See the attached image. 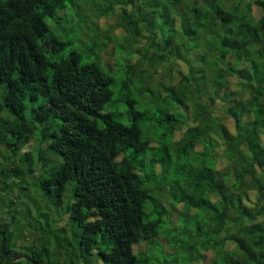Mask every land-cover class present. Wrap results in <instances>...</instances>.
<instances>
[{
  "label": "trees",
  "instance_id": "1",
  "mask_svg": "<svg viewBox=\"0 0 264 264\" xmlns=\"http://www.w3.org/2000/svg\"><path fill=\"white\" fill-rule=\"evenodd\" d=\"M250 6L0 0V196L26 176L49 209L70 192L59 262L264 264V14ZM69 34L85 47L65 54ZM115 84L128 123L105 110ZM32 136L37 162L16 160ZM9 225L13 249L29 237ZM30 231L26 254L55 264L52 233Z\"/></svg>",
  "mask_w": 264,
  "mask_h": 264
},
{
  "label": "rangeland",
  "instance_id": "2",
  "mask_svg": "<svg viewBox=\"0 0 264 264\" xmlns=\"http://www.w3.org/2000/svg\"><path fill=\"white\" fill-rule=\"evenodd\" d=\"M234 2L240 4L241 6H245V4L251 3L250 10L256 19L259 18L262 14H264V8L262 9V8L257 7L255 4H253L254 3L253 0H234ZM48 23L50 25L49 21ZM62 37L66 41L70 42V44L67 45L65 54L72 47L78 48V49H82L85 47L84 43L86 42L81 41L79 34H78V38L75 40L73 39L74 36H72L71 34L66 35V36L62 35ZM82 38L85 39L86 37L82 35ZM111 49H112V46L110 43L107 46V50L110 51ZM120 58L118 57L119 63L117 64L123 65L125 61H123V59L121 60ZM113 62L114 61L111 56L104 54L103 64L111 68L113 65ZM120 65L118 66L121 67ZM159 75L160 74H155L154 79L156 82L169 83L170 81L178 80V76L174 74V72H173L172 79L168 77V75H165V74L162 75L161 77ZM112 90H113L112 100L110 103L107 104L105 110H108V108L111 107L109 109L113 110V116L115 118L119 119L123 123H128V116L125 111V104H123V102L120 99L119 85L118 84L113 85ZM217 115H219L224 120L225 114H223L222 111L219 112ZM36 131H37V128L34 129V132L37 134ZM32 137H33L34 142H32L30 146H27L26 148H22L20 150L21 153L15 157L17 158L16 160H19L25 156L26 158H31L34 164L37 162L36 157L38 154L37 151L40 148V145H39L40 140H37L38 139L37 136L36 137L32 136ZM0 150L4 155L6 154L7 150L4 147L0 146ZM60 163H61V159H57V160L46 161L42 164H44V168L55 169L59 167ZM1 165H5V161L0 155V166ZM17 185L19 186L20 189L15 187V189H12L11 192H9L8 190L1 192L2 195L0 196V220H3V221L5 220L6 222L10 223L9 230L13 235H15L14 237H16L19 231L22 234H26V232H28L27 235L29 238L18 241V244L20 245L23 243L25 244V246H27L29 244L28 240H32L34 238V235L30 231V227L37 229L39 233L38 234L39 241L41 240L40 237H44L46 234H50L51 232L52 233L50 234V239L52 242L51 246H52V249L56 252V255L58 256V258L55 259L54 262L55 264H64V263L59 262L60 258L63 259L62 258L63 255L62 253L58 251V248L59 246L61 247L60 250H62L63 248L61 243L59 244L60 242L59 239L61 240V242L64 241L65 235L66 236L68 235L69 239L71 238L69 236L71 234L70 233L71 226H70V223H68L69 217L66 215V213H64L65 205L68 203L69 198H70V192H67V191L65 192L63 196L64 200L60 207H53L49 209L51 207V202L45 198L40 197L37 194L38 191L34 187V182L32 178H30L29 176H26L25 178L23 177L22 180H20L17 183ZM164 197L165 198L167 197L166 193H164ZM169 207H170V204H169ZM176 207H178V205H176ZM7 208L10 210L9 217L7 216L8 214L6 213ZM2 210H5L6 212L1 213ZM65 212H66V209H65ZM61 235H64V237H59ZM159 239L161 241V238ZM162 250L164 251V248ZM155 252L158 255V259H160V254H161L160 246L157 248V250H155ZM208 252L209 251L205 252V255ZM64 256L68 260L70 259L74 261L75 264H87L86 262H83L82 260L83 257H81L82 261H79L75 259L74 256H71L70 258L67 254ZM87 259H91V258H87ZM90 264H101V261H91Z\"/></svg>",
  "mask_w": 264,
  "mask_h": 264
},
{
  "label": "water",
  "instance_id": "3",
  "mask_svg": "<svg viewBox=\"0 0 264 264\" xmlns=\"http://www.w3.org/2000/svg\"><path fill=\"white\" fill-rule=\"evenodd\" d=\"M0 236H1V243H0L1 255L7 256L9 261H17L19 259H24L31 264H42V263L32 259L29 255H26L22 252H18L15 250L7 251L6 247H5L6 235H5V232L3 230H0Z\"/></svg>",
  "mask_w": 264,
  "mask_h": 264
},
{
  "label": "flooded vegetation",
  "instance_id": "4",
  "mask_svg": "<svg viewBox=\"0 0 264 264\" xmlns=\"http://www.w3.org/2000/svg\"><path fill=\"white\" fill-rule=\"evenodd\" d=\"M0 230H2V229H0ZM4 231V230H3ZM6 235V234H5ZM0 243H1V237H0ZM6 247V246H5ZM27 246H25V244H17V246L15 247V248H13V249H6L7 251H11V250H15V251H18V252H21L22 251V253H24V254H26V251H27ZM21 250V251H20ZM27 255V254H26Z\"/></svg>",
  "mask_w": 264,
  "mask_h": 264
}]
</instances>
